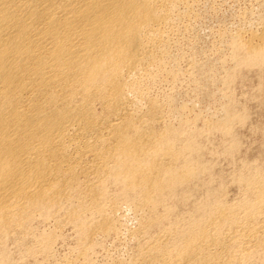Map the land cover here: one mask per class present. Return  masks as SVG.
<instances>
[{"label":"bare ground","instance_id":"bare-ground-1","mask_svg":"<svg viewBox=\"0 0 264 264\" xmlns=\"http://www.w3.org/2000/svg\"><path fill=\"white\" fill-rule=\"evenodd\" d=\"M188 3L189 0H0V235L14 228L16 230L21 227V231L35 212L43 211L50 215L51 209L55 212L54 207L70 205L73 198L77 197L81 200L77 201L78 209L69 208L68 218L83 224L80 220L83 210L103 212L100 201L104 192L101 190L104 189L106 180H114L129 194L137 195L141 205L152 204L155 207L165 194L175 193L173 186L178 180L186 179L196 172L197 169L192 170L194 166L189 168L185 164L186 167L181 168L183 161L177 163L180 157L174 152L173 144L167 141L168 132L155 134L153 129L150 130L151 122L154 126V123L160 121L158 108L154 104L151 106V102L147 100L151 108L148 109L147 106V112L141 113L144 110L137 109L139 107L136 108L134 102L136 99L132 101L130 97L131 92L136 90L137 79L145 75L147 67L157 54L160 55L167 49V31L164 32L163 29L168 23L170 25L173 10L180 5L185 7ZM262 22L264 25V21ZM255 34L240 45L247 49L245 52L248 54L244 56L246 59L238 60L239 65L254 66L253 63L258 58L262 62L260 57L264 55V32L259 36ZM239 37L237 35L234 38L241 42ZM234 38L232 42L236 43ZM258 40L262 44L257 43ZM239 42L236 43L237 47ZM224 120L230 122L232 119L228 116ZM164 124H161L162 127ZM227 125L225 129L228 133ZM175 136L174 138L177 137ZM188 137L185 138L186 141ZM172 140L175 141L173 138ZM195 146L199 147L198 144ZM189 148L194 147L188 144ZM196 152L193 151L195 155ZM192 154H188L189 157L186 154L185 158H193ZM198 159L199 156L197 161ZM200 162L197 164H202ZM186 163L188 165L190 162ZM198 168L199 171L200 167ZM257 172L260 175V171ZM255 173L250 174L252 178L245 183L254 192L256 201L245 200L244 204L240 203L245 216L238 218L240 210L236 211L235 206L219 204L212 208L210 214L191 222V225L188 220L186 229L181 230L179 225L161 229L158 235H154L155 238L151 236V241H144L146 243L142 259L135 264H230L236 255H226L223 250L227 251L237 244L235 254H238L240 251L246 252L245 249L250 248L252 243H258L262 226H250L246 223L264 214V175L256 176ZM242 177L240 176L241 179ZM206 199L208 198H205V202ZM168 203L171 204L169 201ZM166 211L169 210L165 209L164 212ZM40 215L42 218V214ZM104 217L108 218L107 215ZM191 218L194 220L195 217ZM146 223L144 229L153 225L151 221ZM93 226L95 232L105 233L112 229L107 220L98 219L95 222L94 219ZM223 226H230V231L225 234Z\"/></svg>","mask_w":264,"mask_h":264},{"label":"rangeland","instance_id":"rangeland-1","mask_svg":"<svg viewBox=\"0 0 264 264\" xmlns=\"http://www.w3.org/2000/svg\"><path fill=\"white\" fill-rule=\"evenodd\" d=\"M183 6L184 5H180L173 10L172 21L170 25H168V23L166 26L169 29L166 27L163 29L164 32H168L165 34V48L167 49L160 55L157 54L154 61L149 64L147 72L145 73L146 78L144 77L145 75H143L141 77H144V79H141V77L137 79L136 90L140 89L139 91H141V93L138 91L140 93L138 94L136 90H133L132 92L134 94L132 95L131 92L130 97L132 101L136 99L134 102L135 107H139H136L137 109L141 108V110H144L142 112L139 110L141 113L147 112L145 109L151 108L153 104L158 108V114H161L164 118L160 116V121L158 120L159 122L154 123L156 129L151 122L149 124L150 130L152 131L153 129L155 134H158V132H168L167 138L171 139H167V141L173 144L174 152L177 155L179 154L180 157L177 163L179 162L178 164H180L183 161L181 163V168H183V166H189V168L194 166L193 168L191 167L192 170L195 168L197 172L199 169L198 167H200V170L197 173L193 171V173L195 172L193 174L195 177L192 175L186 179H180L182 182L178 180L175 184L177 187L175 185L173 186L175 188L173 189L175 193H172V195L171 193L165 194L166 196L164 195L162 201L158 202L155 207L152 204L141 205L140 198L137 195L129 194L123 189L120 183L114 180H106L104 181L105 185L103 184L104 189L101 190L104 192V197L101 199L102 201H100L103 212L100 213L97 210L91 211L90 209V211L88 209L83 210L80 219L83 224L69 219L67 213V211L78 209L79 204L77 201H81L78 197L73 198V200H75L74 202L72 200L71 203H69L70 205L63 204L62 207H54L53 209H55V212L51 209L50 215H47L43 211L35 212V214L27 220L28 224L26 223L21 231H19L21 227L16 230L14 228L0 235L2 236L0 237V257H2L0 258V264H7V260L8 264H135L136 261L142 259L145 243L155 238L154 235H158L161 229L173 226L177 227L178 225V228L181 230L183 228L186 229L189 223L188 220H190L189 225H191L195 220L207 216L208 213L210 214L214 206L217 207L219 204H226V206L231 207L235 206L236 211L240 210L238 213H242L241 215L238 214V218H240L243 215L245 216L241 204H244L246 201H256L254 192L247 188L245 182H247L249 178H252L250 174L254 172H256V176L259 174L257 171H260V175H264V59H262L264 55L260 57L263 63L258 61V58L257 61L253 63L254 66H242L237 62L240 61L239 59H246L247 57L244 58V56L248 54V52H245L247 49H243L240 45L245 44L246 40L249 41L253 34L257 33L258 35H255L259 36L262 35L261 32H264V29L262 30V28H264L262 22L264 21V0H189L188 5H185V7ZM260 24L261 26H259ZM237 35L238 37L240 35L242 39L241 42H239L240 37L238 38L239 40L234 38L237 37ZM232 38L237 40L236 43L239 42V48L236 43H234V40V42H232ZM230 41L234 43L235 46L234 44L232 45ZM257 43H263L262 45H264V41L261 43V41L258 40ZM259 62H261V64L258 65L257 63ZM154 64H156V66ZM142 97H144V99ZM138 98H141V100L139 101ZM147 100L149 103L151 102V106L148 105ZM153 101L158 103L155 104ZM225 113L227 114L225 115ZM228 116L232 119V123L231 121L228 122V120L225 122L224 118L227 119ZM184 121L186 122L185 124ZM225 123H228L230 126ZM161 124H164L165 130H163L164 127H162ZM166 124L169 126L167 127ZM226 125L227 128L229 127L228 133L225 129ZM171 127L177 129L172 131ZM174 131H176L177 134ZM183 134H185V136ZM174 136L176 138H174ZM186 137L189 138L187 140L188 143ZM191 137L192 139H190ZM172 138L175 139V141L172 140ZM183 138L186 139L184 140ZM177 140L179 142H184L180 144ZM172 141L178 142L179 144H174ZM195 141L196 143H194ZM188 144L194 148H189L191 149L189 150ZM196 144H198L199 147H196ZM180 148L181 152L183 150V154L179 152ZM197 148H199V150H196ZM186 149L188 152L193 149L194 152H200H196L197 155H195L193 151L188 153ZM190 153H193V158L192 156L188 159L185 158L186 154L188 155ZM189 156L190 155L186 157ZM197 156H199V161H197ZM191 158L196 163L192 162ZM187 161L188 163L190 162L188 165L186 163ZM197 162L202 164H197ZM178 164L177 167L179 166L180 168ZM195 164H197V167ZM205 166L207 167L206 170ZM254 168L256 171H254ZM199 172L200 175L198 174ZM196 176L199 178L197 179ZM236 176L239 177L237 178ZM240 176H243L245 181L243 177L241 179ZM195 179H197V181ZM180 186H182V188ZM118 187L121 189H118ZM176 192L181 194V196L183 195L182 198H180L181 196L176 194ZM175 194L179 198L175 197ZM249 194L250 196H248ZM251 194H253L252 196L255 200H253ZM176 198H178V201ZM205 198H208V200L206 199L208 204L205 202ZM166 200L167 203L165 204ZM243 200L244 202H242ZM168 201L171 202V204L168 203ZM216 202L217 204H215ZM235 203L237 206H241L237 208V206L234 205ZM168 204L170 206H167ZM195 204H197L196 207ZM107 205L110 206L108 207ZM127 205L129 207H127ZM144 206L146 207L144 208ZM166 206L169 208H166ZM206 206H208V208ZM171 208H173L174 211ZM107 209L110 210L108 211ZM165 209L169 210L170 213H168L169 211L165 213ZM64 211L66 213H64ZM141 211L143 213H141ZM155 211L159 214H156ZM171 211L174 213L172 214ZM40 214H42V218H40ZM105 215H107L108 218H105ZM139 215H141L142 218H140ZM188 216H194L196 219L194 218L193 220V218H188ZM198 216L199 218H197ZM94 219L95 222L98 221V219L100 221L107 220L111 224L112 229L105 233L100 231H97L98 233L95 232L93 226ZM146 221L147 223L151 221L153 224L152 227L155 228L152 230V227L147 226L144 229L143 226ZM166 221L168 224L165 223ZM185 223H187V225H184ZM246 223L250 226H262V228L260 227V241L258 243H252L250 248L245 249L246 252L240 251L238 254H235L238 249L237 244L233 245L232 248H228L227 251H223L226 255H228L227 253L236 255L235 259H231L230 264H264V214H260L258 217L248 222L246 221ZM236 224L235 226L239 227ZM27 225L29 227H27ZM228 227L230 226L222 227L225 234L230 231ZM19 233L20 236H18ZM145 235H149L148 238ZM151 236L153 238H151ZM4 251L7 253H4ZM3 258H5V260Z\"/></svg>","mask_w":264,"mask_h":264}]
</instances>
